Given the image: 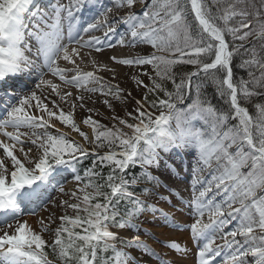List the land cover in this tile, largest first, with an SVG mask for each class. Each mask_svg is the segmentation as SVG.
Instances as JSON below:
<instances>
[{
    "label": "snow or ice",
    "instance_id": "snow-or-ice-1",
    "mask_svg": "<svg viewBox=\"0 0 264 264\" xmlns=\"http://www.w3.org/2000/svg\"><path fill=\"white\" fill-rule=\"evenodd\" d=\"M137 3L144 6L141 15L131 11ZM92 7L95 0H53L47 9L38 0H0V86L11 88L10 81L35 72L39 79L35 88L48 89L47 94L41 91L39 95L35 90L20 95L5 91L0 105L5 113L0 118V209L10 210L0 217V264H140L126 249H136L142 257H155L158 264H167L166 256L140 239L136 221L151 207L141 197L151 198L154 193L167 199L157 191L167 186L148 169L161 167L162 153L181 148L197 156L202 166L197 173L215 163L210 180L193 181L194 192L196 184H201L191 202L196 219L189 226L192 237L198 243L203 241L199 264H212L216 257H221V264H264V195L257 196V191L264 189V104H254L255 115L242 106L260 94L254 90L256 86L264 89V59L256 58L254 49H245L252 57L242 64L249 79H234L233 73V61L243 42L253 36L264 39V0H116L118 10L127 9L123 19L116 17L115 23L128 26L129 46L142 44L152 49L131 58H110L117 65L140 69L129 74L135 88L141 90L139 99L118 85L104 82L95 71L82 70L86 60L94 69L99 63L90 52L82 54L86 48L102 50L98 46L102 41L92 35L93 31L104 28L105 37L116 31L107 18L112 8H106L74 33L76 14ZM64 20L68 22L66 36ZM82 33L89 39L84 40ZM237 41L242 43L237 45ZM119 44L123 46L125 39ZM33 47L34 58L26 55ZM61 61L65 62L63 67ZM148 66L154 75L146 70ZM185 66H192V70L184 71ZM98 70L112 73L115 79V68L100 65ZM48 73L60 83L45 79ZM141 76L148 77L149 83ZM206 83L214 86L223 110L204 95L202 85ZM64 85L99 93L113 113V100L124 101L125 108L130 100L134 107L123 117L110 116L115 121L111 127L91 115L78 124L74 112L77 107H86V97L74 95ZM193 89L196 99L178 109ZM63 104L69 105L67 111ZM174 118L175 128L170 123ZM56 122L77 133L84 143L64 132L51 134L48 129ZM81 124L91 133L83 131ZM85 144L104 151L91 153L96 159L81 175L76 165L90 155ZM60 166L70 167L78 183L71 193L75 202H64L73 214L49 219L48 223L41 220V230L37 231L19 219L18 199L40 198L41 189ZM135 166L143 175L129 177V169ZM245 167L246 173L241 171ZM104 168L109 169L106 176ZM144 182L152 189L144 187L137 195L132 189ZM221 193L224 199L216 202ZM152 212L168 220L162 210L153 208ZM206 215L208 223L204 222ZM230 219L236 223L225 232ZM53 224L56 226L50 227ZM170 226L182 230L175 223ZM112 227L136 231L119 240ZM44 232L52 238L46 240ZM217 234L224 243L214 246ZM161 243L176 253H187L178 242ZM221 249L226 250L224 255Z\"/></svg>",
    "mask_w": 264,
    "mask_h": 264
},
{
    "label": "rangeland",
    "instance_id": "rangeland-1",
    "mask_svg": "<svg viewBox=\"0 0 264 264\" xmlns=\"http://www.w3.org/2000/svg\"><path fill=\"white\" fill-rule=\"evenodd\" d=\"M136 9L142 10L144 9V6L142 7V4L137 3L135 7L131 9V11L137 15ZM124 12H127V9H124ZM122 31H124V34H128V26L126 24L125 28L120 29L119 33ZM124 34H119V37L124 36ZM251 38L246 42L250 43L249 46L251 50H255L256 58L264 59V50L261 49V45L264 44V39L258 38L256 36H253ZM129 49H131V53L128 58H131L135 55H143L147 52L152 51L150 46L142 44L130 46ZM251 58V56H248V59ZM120 67L121 69H123V71H125L123 72V77L117 76L116 80L113 79L114 81L105 79L103 81L108 84L118 85L120 89L124 90V92H131L132 96L138 99L141 95V90L135 88L134 82L130 79L129 74L139 73L140 69L135 66L129 67L120 65ZM146 70L149 71L150 74L154 75V71L151 69L150 66H148ZM257 71L256 75L258 76L259 73ZM140 78L143 79L145 83H149L148 77L141 76ZM92 99L95 101V103H86L88 104V106L86 105L85 108L77 107L75 109V119L81 122L83 118H86L91 115L94 119L107 125L110 116L115 114L123 117L125 111L131 110V108L134 107V104H132L130 100L127 101V108L124 107V101L113 100L115 106V113H113L111 109H108L107 106L102 103L104 97L100 96L99 93H97V95L92 96ZM109 99H112V97H109ZM63 107L65 111H67L69 108L67 106ZM88 108H93L94 110L92 112H89ZM57 123L60 126H63L59 122H56L55 127H53L55 129V134L58 131L62 132V130H64L58 127ZM81 126L83 128V131L91 133V129L88 126L83 124H81ZM9 131H12V129L9 128ZM21 131L24 132L26 130L21 129ZM72 135L75 138H78L81 143H84L82 138L77 133L72 131ZM85 147L89 148V145L85 144ZM17 154L19 155V153ZM35 154V146H33L32 155ZM179 154H181V156ZM177 161L180 163L179 165L177 164ZM181 165L183 166L181 169V173L174 170V168L178 169V167H181ZM198 167L202 166L197 163V156L192 151L184 150L183 148H181L179 150L173 149L167 154L162 153L161 167H153L148 169L152 173L159 176L163 184L166 185V183H164L163 181H167V183L169 184V186L166 185V188H160V191L167 195V200L165 202L160 203L159 205H155V208L162 210V212L168 217V220L165 221L164 216H161L159 213L154 216L152 210L149 211L147 213V217L149 220L145 224L144 233L147 232L150 233V235L139 234V236L140 239H143L146 243H148L151 248H153L157 253L166 256L167 264H199L198 252L200 247L202 246L203 241H200L198 243L192 237L191 232L189 230V226L196 219L195 206L191 202L194 198V195L198 194V191L201 189V184H196V192H194L193 181L199 180L201 182H205L210 180L213 174L212 168H215V163L212 165V168H203L199 173L196 172V169ZM244 171L245 170L243 168L242 172ZM67 172L69 173V176L63 181H61L59 184H57L56 181H58V179H56L55 176L58 175V173H61V171L55 173L54 176L50 178V182L44 188L41 189V192H43L45 197L40 196L39 206L24 209L23 204L18 203V215L21 221H27L35 230L40 231L41 220H43L45 223H48L49 219H55L61 215L67 214L68 212L72 211L71 209L66 208L64 202H71L73 200L71 193L77 190L78 183L75 180V177L71 174V172L69 170H67ZM181 175L185 176L186 178H182ZM60 188H63L64 191L61 192ZM262 190L264 191V189H261V191ZM215 191L216 189L213 188V192ZM257 192H259V190ZM211 196L212 193H209V197ZM257 196H260V194L257 193ZM222 199H224L223 193L215 197L216 202H220ZM234 207H238V205H234ZM3 210L5 211V214L10 211L7 209ZM204 222L208 223L207 215L204 217ZM57 223H59L58 220ZM173 223L179 225L182 230H176L175 228L171 227L170 225ZM235 223V219H230L224 231L227 232L230 228L234 226ZM55 226V224L50 225V227L53 228ZM115 232L125 237H128L132 233V231L130 232L129 229H119ZM43 235L46 240H50L52 238L47 232H44ZM161 241L165 243L170 241L178 242L182 248L187 249V253H176L175 251H172L169 248L165 247V244L161 243ZM223 243L224 241L220 238L219 234H217L214 246L222 245ZM126 251H129L131 254H133L136 260L140 261V264H158L155 257H153L152 259H149L148 256L142 257L140 251L136 249H130ZM225 252V249H221L222 255H224ZM212 264H221V257H216L212 261Z\"/></svg>",
    "mask_w": 264,
    "mask_h": 264
},
{
    "label": "bare ground",
    "instance_id": "bare-ground-1",
    "mask_svg": "<svg viewBox=\"0 0 264 264\" xmlns=\"http://www.w3.org/2000/svg\"><path fill=\"white\" fill-rule=\"evenodd\" d=\"M39 1H40V4L41 5H44L47 0H38V3H39ZM52 1L53 0H51L45 6L48 7L49 4ZM59 2L60 3H67V0H59ZM115 2H116V0H96L95 1V7H92L90 9V11L93 12V9H94L97 12L103 13L106 8H110V6H111L112 12L108 14V17L107 18H108L109 22L112 23V26L116 28V31L114 33L109 34L107 37H105V35H104V32H105V29L104 28H101L98 31H93V33H95V36L99 37L100 40L102 41V44L101 45H98L99 47L102 48V50L100 52H96L95 51V48H91V49H87L86 48V49H83L82 50V54L87 55V53L90 52L91 53V58H94V59H96L99 62L98 65H97V68L94 69L93 66H92V64L90 63V60H86L83 64H81L82 70L83 71H95L96 75L99 76V77H102L103 80L104 79L105 80H113V78H112V73H109V72H106V71H102V70H98L100 65H108L109 67L115 68L116 69V72H115V80H116L117 76H122L123 77V75H124L123 72H125V71H123V69H121L120 65L115 64L110 58L114 56V57H117L118 59H124V58H128V56L131 53L130 52L131 49H129L130 46L128 44V41H129L130 37L128 35H127V37L126 36L119 37V34H122V33L124 34V31H122L120 33H119V31H120V29L125 28V24H123L122 26H118L117 23H115V18L116 17H120L122 19V17L125 15L126 12H124V8H121V9L118 10L115 7ZM96 13L95 14H92L91 13L92 14V17L94 15H96ZM92 17H90L88 19H84V20L91 21L92 20ZM65 21H67V20L62 21L63 29H65L64 28ZM81 27H82V25H81ZM81 27H80V29H81ZM64 33H65V36H66L67 33L65 31H64ZM109 37L110 38L113 37V38L112 39H109V41H108V47L110 45L111 46L108 48L106 46V44H105V40L107 38H109ZM83 38H84V40H88L89 39L88 37H85L84 34H83ZM121 38H124L125 39V44L123 46L119 44V40ZM64 42L66 43L67 41L65 40ZM143 49H145V48H143ZM64 64H65V62L61 61V66L62 67L64 66ZM45 71H46V69H45ZM44 78L45 79H52L55 83H60L59 79L53 77L51 75V73H48V75H46ZM38 82H39V79H38V75H37L36 78L33 77L29 81V85H24L22 87V89L20 91H17L15 94L16 95L27 94L30 90L37 91V94L38 95L40 94L41 91H43V92H45V94H47L48 89H47L46 86L42 87V89H36L35 88V85ZM89 86H91V85H89ZM63 87L66 88V89H68V90H70V91H72L74 95H78V94L85 95V97H86V103H88V104H92L93 101H94L93 99L92 100H88V97L90 95H91V97L94 96V95H97V94H90L89 95L88 93L84 92L83 89H74L71 85H64ZM56 99L58 100V97H56ZM88 104H86V105L88 106ZM63 106L69 107L68 104H63ZM50 107H51V105H50ZM57 126L60 127V128H62V129H64V130H66L67 132H72L67 127L60 126L58 123H57ZM0 138H3V137H0ZM184 150H186V149H184ZM179 155L181 156V154H179ZM177 164L179 165L180 163L177 161ZM182 167L183 166L181 165V167H178V169H175L174 168V170L175 171H178L179 173H181ZM163 182L166 183V184H168L167 181H163ZM35 203H37V202H35ZM238 239H240V238L238 237Z\"/></svg>",
    "mask_w": 264,
    "mask_h": 264
},
{
    "label": "trees",
    "instance_id": "trees-1",
    "mask_svg": "<svg viewBox=\"0 0 264 264\" xmlns=\"http://www.w3.org/2000/svg\"><path fill=\"white\" fill-rule=\"evenodd\" d=\"M228 39H230V37ZM236 43H237V45H239L242 42L237 41ZM243 44H244V47L240 49V55L235 56L234 61H233L234 79H237V80H239V79L248 80L249 79L248 70L245 67H243L242 64H243V61L247 60L248 56H249V55H247L245 53V49L251 50V48L249 46L250 43L243 42ZM183 70L184 71H190V70H192V66H185ZM176 71H177V69L173 68V72H176ZM257 72L259 73V71H257ZM259 75H260V73H259ZM202 89H203V92H204V95L206 96V98L214 106H216L217 108L223 110L224 104L222 103L220 98L217 96L214 86L212 84H210V83H206V84L202 85ZM169 90H171V87L169 88ZM254 90L257 93H260V94H257L255 96H253L252 99L246 104L242 102V106L247 107L249 109L250 114H253V115H255L254 104H256V103L264 104V89H261L259 86H256ZM195 99H196V97H195V89H193L192 94L187 97V99L184 101V104H178V106H177L178 109L184 108L186 105H188L189 103H191ZM75 120H76V122L78 124L80 123V121H78L77 119H75ZM173 120H174L175 125H176V119L174 118ZM230 123H235V121H230ZM113 124H114V121H110L108 119L107 126L111 127ZM81 129L83 130L82 126H81ZM37 131H42V130H37ZM48 131L51 134H55L53 127H50L48 129ZM28 132H31V130H28ZM69 137H71L72 139L80 142L79 139H76V138H74V137H72L70 135H69ZM88 149H89V152H90V155L88 156V158L82 159L81 163L79 165H76L77 171L80 172L81 175L83 173V169L87 168V167H90L92 161L96 159V156L95 155H91V153L93 151H100V152L104 151V150H95L93 145H89ZM242 170H243V168L241 169V171ZM244 170H245L244 173H246L248 171V168L245 167ZM108 171H109V169H107V168L102 169V172H103V174L105 176L107 175ZM134 175L135 176H142L143 175V171H142V169L139 166H135V167H132V168L129 169L128 176L131 177V176H134ZM144 187H148L150 190L152 189V185L151 184H148V183L144 182V183L137 184L136 186H134V188L132 190H134L136 192V194L139 195L141 189L144 188ZM155 196L156 195L153 193L151 198H147V196L141 197V198L145 199L146 204L149 205L150 202L155 198ZM72 199L73 200L71 202H75L74 198H72ZM67 214L72 215L73 213L71 211V212H68ZM140 219H142V215L137 220H140ZM119 240H124V239L119 237ZM119 240L117 241V246L120 244ZM108 255L111 256L112 253L110 252V253H108ZM49 258L52 259L51 256ZM56 264H59V262H56Z\"/></svg>",
    "mask_w": 264,
    "mask_h": 264
},
{
    "label": "water",
    "instance_id": "water-1",
    "mask_svg": "<svg viewBox=\"0 0 264 264\" xmlns=\"http://www.w3.org/2000/svg\"><path fill=\"white\" fill-rule=\"evenodd\" d=\"M62 132H65V133H67V134L71 135V133H70V132H67V131H63V130H62Z\"/></svg>",
    "mask_w": 264,
    "mask_h": 264
}]
</instances>
